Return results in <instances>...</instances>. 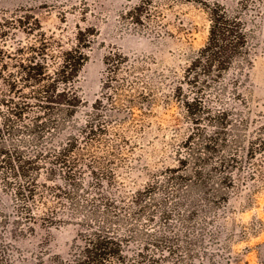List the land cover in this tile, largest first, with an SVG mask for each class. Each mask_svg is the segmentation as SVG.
Returning <instances> with one entry per match:
<instances>
[{
	"label": "trees",
	"instance_id": "16d2710c",
	"mask_svg": "<svg viewBox=\"0 0 264 264\" xmlns=\"http://www.w3.org/2000/svg\"><path fill=\"white\" fill-rule=\"evenodd\" d=\"M199 2L209 21L205 45L181 77L166 79L165 100L182 109L175 124L180 128L187 120L189 133L176 151L177 164L136 190L126 191L120 180L129 143L111 129L119 112L109 113L107 106L117 109L126 101L133 117L146 101H155L153 88L139 87L141 66L123 53L108 55L103 94L82 116L79 79L96 43L95 29L79 27L68 48L40 32L15 51L3 44L8 31L0 30V190L17 207L12 214L0 207V264L21 263L13 239L65 222L79 227L69 257L50 255L34 264L180 260L186 235L170 224L172 209L156 207L164 204L160 195L167 193L175 207H192V218L201 202L220 207L239 189L236 171L264 152L261 130L246 136L247 121L236 113L258 46L256 21L219 0ZM18 22L33 24L27 16ZM226 95L231 105L224 103Z\"/></svg>",
	"mask_w": 264,
	"mask_h": 264
},
{
	"label": "rangeland",
	"instance_id": "374dc122",
	"mask_svg": "<svg viewBox=\"0 0 264 264\" xmlns=\"http://www.w3.org/2000/svg\"><path fill=\"white\" fill-rule=\"evenodd\" d=\"M199 1L0 0V30L8 31L3 44L11 51L35 42L40 32L51 42L53 38L62 39L68 48L74 44L79 27L95 29L96 43L79 79L85 102L82 116L103 94L108 55L120 52L141 66L139 87L153 88L155 101H146L142 109L134 110L133 117L128 114L126 101L121 100L117 109L107 106L109 113L119 112L111 129L123 133L129 143L123 147L125 158L119 170L126 191L144 187L155 173L176 165V151L189 133L187 120L180 121V128L175 124L182 109L165 100L166 79L181 77L191 57L205 45L209 21ZM219 1L256 21L258 46L252 65L246 69L244 97L236 113L238 120L247 121L243 130L246 136L256 135L258 130L264 135V0ZM26 16L32 25H20L18 21ZM31 28L36 31L29 36ZM224 103L231 105L232 97L226 95ZM234 175L239 189L229 202L220 207L201 202L200 207H194L192 218L187 216L192 207H175L172 197L160 195L159 201L164 204L156 207L172 209L170 224L186 235L180 243V260L171 259L166 264H264V152L246 160ZM0 207L9 214L17 208L11 195L1 190ZM78 229L71 222L38 227L34 235L13 239L15 255L20 264H34L50 255L67 258Z\"/></svg>",
	"mask_w": 264,
	"mask_h": 264
}]
</instances>
